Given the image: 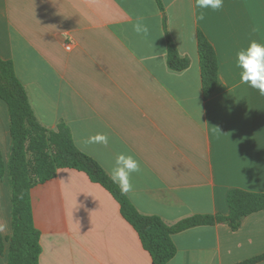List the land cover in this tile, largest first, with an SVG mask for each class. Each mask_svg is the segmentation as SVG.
<instances>
[{"label": "crops", "instance_id": "1", "mask_svg": "<svg viewBox=\"0 0 264 264\" xmlns=\"http://www.w3.org/2000/svg\"><path fill=\"white\" fill-rule=\"evenodd\" d=\"M0 0V57L11 61L34 115L109 175L120 153L139 161L125 194L145 216L168 225L197 215H228L229 191L264 194V96L240 83L236 54L264 43V0H224L220 11L195 0ZM142 16L148 32L132 30ZM183 71L168 65L164 28ZM198 31L214 46L218 85L202 91ZM70 47V49H68ZM104 133L107 146L85 145ZM8 107L0 98V150L11 151ZM40 264H153L120 205L83 172L59 169L31 191ZM12 203L0 178V236L8 264ZM168 264H236L264 256V211L234 232L226 224L173 237ZM258 264H264V260Z\"/></svg>", "mask_w": 264, "mask_h": 264}, {"label": "trees", "instance_id": "2", "mask_svg": "<svg viewBox=\"0 0 264 264\" xmlns=\"http://www.w3.org/2000/svg\"><path fill=\"white\" fill-rule=\"evenodd\" d=\"M156 2L164 11L162 0ZM164 28L168 43V65L171 70L183 71L188 68L189 61L178 54L166 21ZM197 41L202 91L204 98L209 99L218 85V57L214 46L201 31H198ZM0 98L8 107L12 140L7 166L0 150V178L8 177L12 203L13 233L8 239V264H40V233L34 224L31 191L53 179L59 169L83 172L91 182L101 185L113 196L120 205L123 218L138 233L153 264H168L176 257L177 247L173 237L177 234L216 224H226L236 232L247 217L264 211V194L234 189L227 196L230 212L226 216L197 215L168 226L158 216L142 215L119 187L112 183L102 167L76 148L66 128L51 132L38 122L13 63L1 57ZM3 253L4 242L0 236V254ZM263 260L264 256H259L236 264H258Z\"/></svg>", "mask_w": 264, "mask_h": 264}, {"label": "clouds", "instance_id": "3", "mask_svg": "<svg viewBox=\"0 0 264 264\" xmlns=\"http://www.w3.org/2000/svg\"><path fill=\"white\" fill-rule=\"evenodd\" d=\"M224 0H195V7L201 10L199 19L205 18V10L220 11L223 8ZM132 30L137 35H146L148 26L142 16H137ZM236 67L240 70V83L254 90L260 96H264V43L251 41L249 46L241 49L236 54ZM85 145L109 144V136L104 133H97L89 136L83 141ZM141 172L140 163L133 155L120 153L116 156L114 166L110 172V179L117 185L123 194L133 191L132 176Z\"/></svg>", "mask_w": 264, "mask_h": 264}, {"label": "built area", "instance_id": "4", "mask_svg": "<svg viewBox=\"0 0 264 264\" xmlns=\"http://www.w3.org/2000/svg\"><path fill=\"white\" fill-rule=\"evenodd\" d=\"M68 49H70V47H68Z\"/></svg>", "mask_w": 264, "mask_h": 264}]
</instances>
